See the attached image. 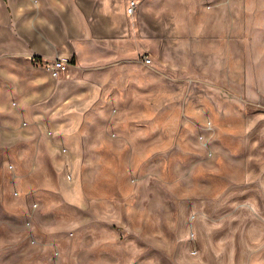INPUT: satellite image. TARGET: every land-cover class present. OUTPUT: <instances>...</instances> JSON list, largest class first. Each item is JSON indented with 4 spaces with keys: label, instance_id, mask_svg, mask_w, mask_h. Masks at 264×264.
Masks as SVG:
<instances>
[{
    "label": "rangeland",
    "instance_id": "obj_1",
    "mask_svg": "<svg viewBox=\"0 0 264 264\" xmlns=\"http://www.w3.org/2000/svg\"><path fill=\"white\" fill-rule=\"evenodd\" d=\"M107 1L120 4L125 0ZM157 2L176 4L163 16L180 19L183 24L161 25L162 33L173 36L156 42L157 60L145 51L138 52V60L143 62L147 56L149 63L159 61L174 68L175 72L168 76L187 82L191 79V103L186 106L189 119L182 117L179 106H171V120L160 127L157 136L145 138L143 147L137 145L135 129L132 133L118 130L111 134L114 148L103 154L105 162L100 159L102 154H97V159L79 142L81 164L74 177L70 170L47 162L32 173L36 188L50 190L46 199L40 198L39 190L29 188L18 196L12 182L18 173L23 176L30 170L23 166L22 170H14L11 161L0 153V264H175L173 253L178 239L173 229L183 206L214 215L225 188L236 184L231 190L240 192L238 184L245 180L244 170H237L233 162L239 160L238 155L243 162L247 142L242 131L250 124L252 102L264 107V0ZM57 3L58 0H0V4ZM147 46L152 48V42ZM123 106H130L129 111L137 105ZM216 128L224 130L225 135L212 138ZM238 132L240 139L232 137ZM128 141L134 145L132 151ZM214 149L217 151L210 157ZM61 151L66 148L61 147ZM62 182L74 187L82 199L79 203H64L59 195ZM247 189L252 191V185ZM249 203L264 214L262 187L253 201L251 194L246 200L223 202L221 218L240 214L229 231L217 234L220 223L213 222L221 218L216 216L210 229L194 231L197 239L191 232L185 234L190 255L181 250L180 254L189 264H233L241 260L245 264H264V225L257 223L253 233ZM51 204H57L70 216L48 215ZM137 211L145 212L143 231H132L133 227L127 231L126 220L134 226L140 224ZM82 219L91 222L92 231L73 233L74 222ZM47 228H57L64 236L66 244L60 247V256L59 248L47 239ZM252 236H256V244L244 250ZM234 242L241 245L235 256L228 248ZM89 251L93 261L88 260Z\"/></svg>",
    "mask_w": 264,
    "mask_h": 264
},
{
    "label": "crops",
    "instance_id": "obj_2",
    "mask_svg": "<svg viewBox=\"0 0 264 264\" xmlns=\"http://www.w3.org/2000/svg\"><path fill=\"white\" fill-rule=\"evenodd\" d=\"M127 2L109 4L107 0H58L57 4H0V153L11 161L14 170H22V166L30 170L23 176L18 173L12 182L18 196L19 192L29 188L39 190L40 198H47L50 190L46 186L36 188L32 176L43 163L64 167L74 177L81 157L79 142L82 143L81 148L87 147V152L95 154L97 159V154H102L100 159L105 162L103 154L114 148L111 134L119 131L132 133L135 129L137 145L143 147L145 138L157 136L160 127L171 120V106H179L182 117L189 119L186 106L191 103V79L187 82L184 78L168 76L167 73L172 74L175 69L163 66L159 61L143 63L138 60L140 51L157 60L156 42H162V37L169 40L173 36L162 33L161 25L183 24L180 19L163 16L165 10L176 4L139 0L134 12L128 14L125 11ZM148 42H152L155 48H148ZM55 56L70 59L61 73H53L37 63V60ZM186 84L189 86L184 91ZM205 96L208 97V91ZM128 103H135L136 109L128 111L130 106H123ZM259 106L262 105L252 102L250 124L242 131L247 142L243 162L240 155L239 160L233 162L237 170L242 167L244 170L245 180L238 184L240 192L231 190L236 184L225 188L217 201V208L213 210L214 215L203 209L183 206L173 229L178 239L173 253L175 264H189L185 258V255H190L185 239L187 232L194 234V231L210 229L214 217L223 216L220 208L223 202L237 198L246 200L251 194L253 201L258 189H264V107ZM224 133V130L216 128L212 138ZM238 134L232 137L240 139L242 135ZM128 143L132 151L134 145ZM61 147L66 151L62 152ZM59 185L62 187L59 195L65 204L82 200L73 186L70 188L63 182ZM250 185L252 191L247 189ZM250 207L252 231L255 233L257 223L264 225V214L253 204ZM47 213L56 218L70 216L57 204H51ZM144 213H135L141 219L139 225L130 224L132 221L128 219L124 228L143 231ZM239 216L232 213L214 221L220 223L217 234L229 231ZM90 223L85 219L75 221L73 233L75 230L91 232L94 226ZM98 226L103 228L102 224ZM58 231L57 228H47L46 235L59 248L60 256V247L66 243ZM194 237L197 239L195 234ZM256 240V236H252L244 250L252 249ZM115 246L116 249L119 247ZM239 247V242L228 246L233 256ZM115 252L121 255L117 250ZM88 260L93 261L90 251ZM242 263L244 260L233 264Z\"/></svg>",
    "mask_w": 264,
    "mask_h": 264
},
{
    "label": "built area",
    "instance_id": "obj_3",
    "mask_svg": "<svg viewBox=\"0 0 264 264\" xmlns=\"http://www.w3.org/2000/svg\"><path fill=\"white\" fill-rule=\"evenodd\" d=\"M136 0H128L127 6H126V12L128 14H132L134 12V9L136 7ZM144 63H149L150 58L147 56H144L142 58ZM70 61L69 58L62 57V56H55L50 60H45V61H39L37 60V63L41 65L43 68L50 70L53 73H59L62 72L66 69V66L68 62Z\"/></svg>",
    "mask_w": 264,
    "mask_h": 264
}]
</instances>
